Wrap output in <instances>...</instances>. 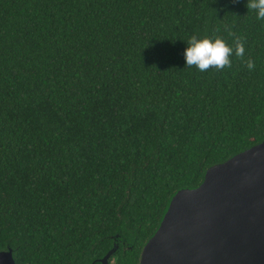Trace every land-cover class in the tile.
I'll use <instances>...</instances> for the list:
<instances>
[{
    "label": "trees",
    "instance_id": "trees-1",
    "mask_svg": "<svg viewBox=\"0 0 264 264\" xmlns=\"http://www.w3.org/2000/svg\"><path fill=\"white\" fill-rule=\"evenodd\" d=\"M247 3L0 0V250L92 264L120 235L110 264H138L177 190L262 142L264 20ZM225 26L255 69L186 67V41L231 45Z\"/></svg>",
    "mask_w": 264,
    "mask_h": 264
},
{
    "label": "water",
    "instance_id": "water-1",
    "mask_svg": "<svg viewBox=\"0 0 264 264\" xmlns=\"http://www.w3.org/2000/svg\"><path fill=\"white\" fill-rule=\"evenodd\" d=\"M92 264H110L125 243ZM0 264H18L13 248ZM138 264H264V140L209 167L201 183L169 199Z\"/></svg>",
    "mask_w": 264,
    "mask_h": 264
},
{
    "label": "clouds",
    "instance_id": "clouds-1",
    "mask_svg": "<svg viewBox=\"0 0 264 264\" xmlns=\"http://www.w3.org/2000/svg\"><path fill=\"white\" fill-rule=\"evenodd\" d=\"M246 7L249 12L256 13L258 20H264V0H248ZM225 30L229 36L234 37L231 45L221 35L215 33L203 37L192 35L186 41L187 47L184 52L186 67L196 66L201 72L209 69L221 71L225 67L232 66L231 56L234 54L244 61L249 71H253L256 66L255 61L251 57L245 60V39L237 36L228 26H225Z\"/></svg>",
    "mask_w": 264,
    "mask_h": 264
},
{
    "label": "flooded vegetation",
    "instance_id": "flooded-vegetation-1",
    "mask_svg": "<svg viewBox=\"0 0 264 264\" xmlns=\"http://www.w3.org/2000/svg\"><path fill=\"white\" fill-rule=\"evenodd\" d=\"M123 240L125 241V243H122V242H121L120 245H123V246H124V245H128V240H126V239H123ZM129 247H131L130 244H129ZM119 248H120V246H119Z\"/></svg>",
    "mask_w": 264,
    "mask_h": 264
}]
</instances>
